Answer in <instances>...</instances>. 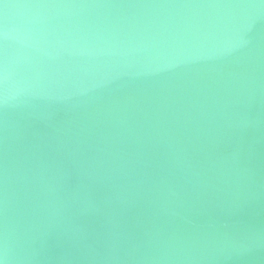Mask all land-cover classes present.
I'll return each mask as SVG.
<instances>
[{
	"label": "water",
	"instance_id": "1",
	"mask_svg": "<svg viewBox=\"0 0 264 264\" xmlns=\"http://www.w3.org/2000/svg\"><path fill=\"white\" fill-rule=\"evenodd\" d=\"M4 264H264V0H0Z\"/></svg>",
	"mask_w": 264,
	"mask_h": 264
},
{
	"label": "snow or ice",
	"instance_id": "2",
	"mask_svg": "<svg viewBox=\"0 0 264 264\" xmlns=\"http://www.w3.org/2000/svg\"><path fill=\"white\" fill-rule=\"evenodd\" d=\"M0 264H3V259L2 258H0Z\"/></svg>",
	"mask_w": 264,
	"mask_h": 264
},
{
	"label": "clouds",
	"instance_id": "3",
	"mask_svg": "<svg viewBox=\"0 0 264 264\" xmlns=\"http://www.w3.org/2000/svg\"><path fill=\"white\" fill-rule=\"evenodd\" d=\"M3 264H4V260H3Z\"/></svg>",
	"mask_w": 264,
	"mask_h": 264
}]
</instances>
